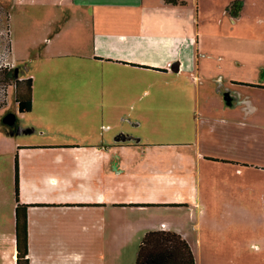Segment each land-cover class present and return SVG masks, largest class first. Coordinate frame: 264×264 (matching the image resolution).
Masks as SVG:
<instances>
[{
	"label": "crops",
	"instance_id": "crops-1",
	"mask_svg": "<svg viewBox=\"0 0 264 264\" xmlns=\"http://www.w3.org/2000/svg\"><path fill=\"white\" fill-rule=\"evenodd\" d=\"M22 2L25 15L39 11L36 31L43 49L32 52L34 44L27 52L32 68L13 66L17 80L32 81L31 111L15 109L17 127L0 128V264H16L15 164L18 202L29 206V264H78L79 211H86L84 228L93 233L111 207L144 209L163 217L143 234H180L197 264L199 236L219 217L207 211L205 199L216 194L199 192L201 170L251 165L264 175V88L248 86H264V68L247 79L238 73L216 76L219 86L238 89L228 92V99H204L203 112L197 100L199 111L191 120L177 122L170 140L151 143L126 131L129 100L144 113L141 105L147 104L148 89L176 84L160 82L156 75L213 79L198 61L205 33L197 1ZM243 89L250 91L244 94L250 106L240 96ZM147 105L153 111V104ZM99 120L113 121L114 132L97 135ZM142 122L134 120L131 127L141 129ZM258 179L264 182V176ZM194 209L198 219L192 218ZM193 233L194 239H188Z\"/></svg>",
	"mask_w": 264,
	"mask_h": 264
},
{
	"label": "rangeland",
	"instance_id": "rangeland-1",
	"mask_svg": "<svg viewBox=\"0 0 264 264\" xmlns=\"http://www.w3.org/2000/svg\"><path fill=\"white\" fill-rule=\"evenodd\" d=\"M195 1L201 9L199 24L201 31L205 33L198 61L204 72L212 75L213 79L207 81L208 78H204L203 81H196L193 77L156 75L160 82H176V84L169 86L160 84L153 90L148 89L146 100L147 104H153V111L147 110L146 104L141 105L144 113H140L138 108H135L134 102L129 100L126 113H129L130 120L141 119L144 125L141 129L131 127L132 121L129 120L125 123L126 131L141 135L151 143H163L167 139L170 140L174 136L172 129L177 122L182 121L184 117L191 120L199 111L197 100L201 105L204 99L209 97L228 99V92L233 93L232 90L238 89L234 88L235 85L233 88L219 86L216 76L228 77L238 73L240 77L247 79L254 74V71L257 70L260 74L264 68V0ZM7 3L10 5L6 6ZM22 6V0H0V29H4L6 25L11 27V34L1 38L3 44L6 46L9 44L11 51L9 52L5 47L0 49V68L10 66L32 68L33 62L27 52H30L34 44L37 48L32 49V52L43 49V42L40 41L36 31L41 24L38 19L39 11L35 10L34 15H25L20 10ZM50 13L52 12L50 11L47 16ZM30 18L35 22L30 23ZM91 73L93 78L98 80V73L94 71ZM15 76H17L16 73ZM13 83L5 86L0 84L1 129L8 128L4 120L7 116L14 114L15 109L17 110ZM183 83L184 86H182ZM144 88L145 86L140 93ZM238 91L240 96L243 95L246 106H250L244 98L248 90ZM140 93L137 96H140ZM131 105L134 106V110L130 108ZM201 108L203 105L200 110ZM204 111L206 112V109ZM142 117H146V120ZM98 123L97 135L103 133L107 136L115 130L113 121L99 120ZM152 126L153 130H151ZM107 128L112 129L107 131ZM31 136L25 138H31ZM32 138L39 137L33 135ZM63 139L65 138H60V140ZM255 167L249 165L245 168L235 165L201 170L203 183L201 182L199 186V192L203 195L216 194L214 197L205 199L207 211L211 209L212 214L219 217L212 228L203 232L201 237L199 236L202 247L194 248L197 264H264V182L257 181L264 175ZM228 194H248L250 197L232 198L230 195L227 196ZM146 211L111 207L108 213L101 214L102 222L99 229L91 233L84 228L88 225L86 211L80 210L78 264L87 262L90 264H135L137 250L145 234L143 231L155 222L159 223L158 217ZM197 212L196 209L193 210L192 218L198 219ZM185 217H188V213ZM162 219L163 217L159 220ZM194 235L195 233L189 235L188 239H194ZM195 240H198L197 236Z\"/></svg>",
	"mask_w": 264,
	"mask_h": 264
},
{
	"label": "trees",
	"instance_id": "trees-1",
	"mask_svg": "<svg viewBox=\"0 0 264 264\" xmlns=\"http://www.w3.org/2000/svg\"><path fill=\"white\" fill-rule=\"evenodd\" d=\"M175 3V0H165ZM8 16L6 17V19ZM9 27V26H8ZM10 52L9 44L6 46ZM15 87V104L19 113H28L32 109V81L16 79L14 67L0 68V84ZM13 131L17 127V120L13 125H7ZM14 193L15 208V242L16 264H29L27 209L29 206L18 202V177L15 164ZM135 264H196L194 253L189 243L178 233L167 230H152L146 232L139 244Z\"/></svg>",
	"mask_w": 264,
	"mask_h": 264
},
{
	"label": "built area",
	"instance_id": "built-area-1",
	"mask_svg": "<svg viewBox=\"0 0 264 264\" xmlns=\"http://www.w3.org/2000/svg\"><path fill=\"white\" fill-rule=\"evenodd\" d=\"M0 24H1V22H0ZM9 35H10V30H9V27L7 25L5 26L4 29H0V49L1 50L3 49V47L7 48L6 45L1 42V38L2 37H8Z\"/></svg>",
	"mask_w": 264,
	"mask_h": 264
},
{
	"label": "water",
	"instance_id": "water-1",
	"mask_svg": "<svg viewBox=\"0 0 264 264\" xmlns=\"http://www.w3.org/2000/svg\"><path fill=\"white\" fill-rule=\"evenodd\" d=\"M15 120H16V117L13 114H11L5 118L4 123L7 125H13Z\"/></svg>",
	"mask_w": 264,
	"mask_h": 264
},
{
	"label": "flooded vegetation",
	"instance_id": "flooded-vegetation-1",
	"mask_svg": "<svg viewBox=\"0 0 264 264\" xmlns=\"http://www.w3.org/2000/svg\"><path fill=\"white\" fill-rule=\"evenodd\" d=\"M235 84H238V85H248V84H245V83H240V82H236ZM248 86H251V87H256V88H264V86H259V85H251L249 84Z\"/></svg>",
	"mask_w": 264,
	"mask_h": 264
}]
</instances>
